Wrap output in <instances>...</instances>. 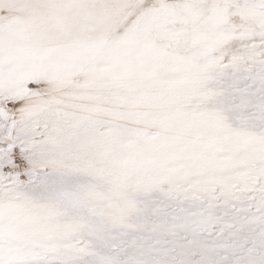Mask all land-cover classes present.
I'll return each mask as SVG.
<instances>
[{"label":"snow or ice","instance_id":"snow-or-ice-1","mask_svg":"<svg viewBox=\"0 0 264 264\" xmlns=\"http://www.w3.org/2000/svg\"><path fill=\"white\" fill-rule=\"evenodd\" d=\"M0 264H264V0H0Z\"/></svg>","mask_w":264,"mask_h":264}]
</instances>
